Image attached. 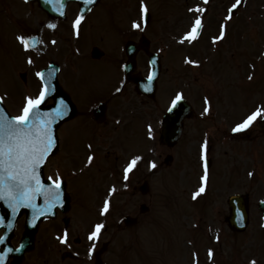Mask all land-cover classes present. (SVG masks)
Listing matches in <instances>:
<instances>
[{
  "label": "rangeland",
  "instance_id": "rangeland-1",
  "mask_svg": "<svg viewBox=\"0 0 264 264\" xmlns=\"http://www.w3.org/2000/svg\"><path fill=\"white\" fill-rule=\"evenodd\" d=\"M142 3V0H125V10L131 12L133 15L137 16L135 4ZM232 0H217L212 2L209 7L210 11L207 15L206 21L207 25L201 35L198 43L195 46L198 48L203 45V39L210 34L208 30V25L212 20L213 14H223L222 10L225 6L228 8L233 4ZM246 5L247 11H243L242 14L249 13L248 9H252L254 12L251 14L259 13V8L264 7V0H247ZM143 3L149 4V0H143ZM151 12L154 14L152 22H158V25L169 26L171 21H173V26L179 25L178 31L174 32L179 38L186 32L190 27V20L199 18L201 14V9L206 7L203 0H150L149 4ZM23 0H0V96L4 97L3 102L7 105L8 101L5 98V93L11 94L13 100H19L17 102L9 103L10 112L16 114L18 112L19 106L22 108L23 100H26L28 92V87H26L25 82L23 83L19 78L20 73L27 72L32 73V70L36 71L42 66V61L55 60L61 64V60L66 59L68 61V66L72 60L69 56L67 58L60 57L61 50L66 49L67 53L70 50L69 31L66 29L57 35H61L62 38L58 36L59 41L55 40L56 43H50L49 36L45 31L44 40L46 41L45 51L46 55L43 59L37 60L34 58V62L25 63L23 61H28V54H22L19 50V45L16 41L18 36L23 34V31L27 28H33V32H41L43 30L42 18L37 15H32L28 21L22 19V11L25 8ZM124 6L120 2L118 6L110 7L109 10L103 15L101 20L102 24L95 26L90 29V35L98 37L99 34H104L100 38L104 42H97L93 45L98 46L102 51H104V62H115L118 61L120 56V51L114 50L110 51L108 47L113 50L117 48L119 41L117 39L115 25L119 21L122 24L128 21V15L123 12ZM226 8V7H225ZM256 8V9H253ZM198 9L200 11H198ZM195 13V15H190L189 11ZM10 13L12 17L13 24L7 23L5 20V15ZM119 12V13H118ZM100 16V15H99ZM94 18V17H93ZM256 16H249L247 23L240 21L238 24L231 25V33L228 35L226 46L230 49L233 41H246L245 44L256 46L257 40H264V22L259 21L256 26L250 24L256 23ZM239 21V20H238ZM17 22L16 25L14 23ZM91 23V22H90ZM96 20L95 24H98ZM110 26L112 29V34L106 26ZM237 26H242L238 31L235 30ZM64 27V26H62ZM177 28V27H176ZM260 28L262 32L256 31ZM124 29V27H120ZM47 31L48 28L45 27ZM216 30V29H215ZM125 32V31H123ZM48 33V32H47ZM120 33V32H118ZM16 34L17 37L13 38ZM7 35V36H5ZM28 35V34H27ZM160 35L156 32L154 38L152 37L153 45L155 48L159 44ZM52 37V36H50ZM176 37V38H177ZM242 38V39H241ZM85 41V40H83ZM165 42L164 38L162 40ZM178 42V39L177 41ZM188 41L184 40L180 46H171L163 53L164 65L167 69L166 77L168 75L176 74L174 71L176 68L173 60L180 61L184 55H191L190 48H188ZM86 43V42H85ZM166 44V43H165ZM192 44V43H191ZM223 44V43H222ZM224 45V44H223ZM222 45V46H223ZM66 46V47H65ZM43 47H37V53L42 51ZM203 49V48H201ZM111 53H115L111 56ZM199 56H202V52ZM38 62V63H35ZM34 63V64H33ZM79 63V62H77ZM76 63V64H77ZM236 59L230 60L228 58L223 59V49L220 50L219 55L212 62L211 67L214 68L219 75L213 73V69H207L206 73L212 75L211 83L205 84V92L213 94L216 98L217 103L223 109V93L220 94V89L217 87L221 85L223 87V71L228 77L232 76L234 68L236 66ZM62 66V64H61ZM141 66V63H139ZM188 67V63L180 62V68ZM63 68V66H62ZM164 68V69H165ZM224 68V70H223ZM14 69V74H13ZM105 69V66H104ZM63 71V70H62ZM196 72H189V70L181 71L179 78L174 79L170 85L167 86L165 74L159 79L160 88L159 91L165 93L169 90V87L173 84L180 85V91L187 95L188 98L192 99L196 92L195 85L199 86L200 83L196 80ZM83 81L80 86L85 85L86 77L82 72ZM195 78V84L192 83L189 77ZM117 78V76H116ZM165 78V80H164ZM60 83L63 82L65 85V79L62 75L59 78ZM99 81L92 79L89 84L91 89H95L94 86L98 84ZM115 83V82H114ZM231 88L229 89L232 102L235 98L244 93L243 98H239L236 106L234 104L232 107L225 109L226 113L230 112V117L227 120V125L234 123L239 120L242 115L250 111L256 101H258L262 94L261 91L248 90L243 91V88L237 91L238 86L234 80H230ZM129 90L130 88H125ZM248 89V88H247ZM25 91V92H24ZM242 91L240 94L239 92ZM36 90L32 93L31 97L35 94ZM172 92V90H170ZM22 93V94H21ZM24 94H26L24 98ZM239 94V95H238ZM172 96V95H171ZM244 99L248 105L243 104ZM155 104L145 101L144 105L140 104V99L134 95L131 91V95L128 97L123 93L117 95L115 100L111 103L108 112V116L105 118V125L102 123L95 122L89 130L83 131L77 135L78 139L76 142L77 147H73V152L76 154V158L79 162V169L83 166L82 159L83 155V143L86 141L90 142L94 149V157L96 161L94 162V167L89 170L87 175L89 179L96 180V188L93 190V195L96 200L94 202L90 201L86 191L93 189L94 184L91 180L87 182L85 180L82 183L84 191L80 190V186L77 185V181L69 184V187L74 186L71 189L70 196L72 197L73 203L69 207V212L65 216V220L60 222L58 219L54 224L58 227H66L71 238H83L85 233L90 230V225L94 222L100 220H94L99 211L100 206L99 199L103 198L106 193V185L110 180L116 182V190L119 191L113 202L116 205L114 210V217H117L120 213L129 211L134 215H138L137 206L140 203H148L151 207V212L145 215H138L139 225L137 227H124L122 224L119 227L114 226V221L112 219H105L106 222H101L98 224H103L107 226L106 232L101 236L102 243H109L108 253L111 257H116L115 261L120 264H125L129 257V253H132L134 258H142L140 260L141 264H210L208 250L212 246L215 250L219 249V255L215 256L216 264H251L252 260L256 261V264H264V227L260 225L259 222V211L257 209V200L264 198V172L259 171L257 168L253 175L252 166L257 162L258 154L263 155L264 150L254 151V146L256 142L264 144V137L259 136L258 139L254 137L252 132L242 138L240 136L229 137V135L223 139V144L215 143V151H213L211 157L214 159L215 166L210 172L209 186L206 191L196 198H193V183L196 185L197 180V167L195 166V142L194 136L190 133L193 130L194 120L193 116H190L187 121H185V126L187 127L184 139L181 141L180 145L175 149L164 151L163 155L170 153L176 155L178 154L179 159L166 167L164 165V157L161 160L160 170L157 175H149V182H151L150 192L144 197L135 194L132 196L131 192L122 191L118 183L120 170H116L113 174L117 175L108 179L107 172L109 169H114V166H119L120 163L125 159L127 152L130 149V153L134 152L137 144L139 143V128L138 126L143 125L146 117L144 112H150L154 110ZM238 114L235 118L234 115ZM120 118L119 124L116 126L113 120L116 121ZM85 122H90L89 120L82 119ZM62 130V129H61ZM126 130V134L121 136L120 131ZM254 130V129H253ZM99 137H97V135ZM126 141L125 146L119 145L120 142ZM143 146L144 143L142 142ZM82 152V153H81ZM258 153V154H257ZM64 156L63 153H57L49 162V168L62 169V165H57ZM94 160V159H93ZM263 165V160L261 161ZM78 164V163H77ZM76 164V165H77ZM113 165V167L111 166ZM122 165V164H121ZM120 165V166H121ZM264 170V169H263ZM180 171H182L183 178L180 177ZM223 171L226 175H223ZM258 171V172H256ZM51 172V171H50ZM196 172V175H195ZM143 176V175H142ZM140 176L134 175L131 180V184L135 183ZM197 192V190H195ZM233 193L246 194L249 197V207H250V224L247 228L245 234H234L230 232L225 223L224 218L227 215L226 209V199L229 195ZM131 202L130 204H126ZM81 203V204H78ZM87 208H83V207ZM208 209L202 212L204 209ZM92 216L91 219L88 217ZM223 219V222H222ZM48 231V225H43L39 229V232L45 233ZM93 231V230H90ZM182 233V234H181ZM180 234V235H179ZM187 240H192L194 243V251L191 253L189 247L183 246L182 243ZM220 246L215 247V243ZM178 241V251L175 249L173 244ZM99 244V245H100ZM217 244V245H218ZM184 248V249H183ZM127 249H131L127 251ZM192 256L194 257V262L191 261ZM226 259V261H225ZM139 262V261H138ZM192 262V263H191Z\"/></svg>",
  "mask_w": 264,
  "mask_h": 264
},
{
  "label": "snow or ice",
  "instance_id": "snow-or-ice-1",
  "mask_svg": "<svg viewBox=\"0 0 264 264\" xmlns=\"http://www.w3.org/2000/svg\"><path fill=\"white\" fill-rule=\"evenodd\" d=\"M52 2V0H49ZM88 3H93L94 0H86ZM207 4L208 0H204ZM241 4V0H236V3L232 5L229 9L231 13L234 9H237L238 5ZM142 13H148L149 9L147 5L141 3ZM198 11H200L198 9ZM83 17L77 18L74 22V27L77 28V35L79 34L78 29ZM227 19H232L229 15ZM134 28H141L140 23L134 22L132 25ZM203 23L200 18H197L194 22L191 31L186 33V35L181 39V43L184 40L189 42L198 39L201 30L203 29ZM49 27L55 28L56 25L50 24ZM226 26L221 25L220 35L213 38V43L217 40H221L226 35ZM17 39L21 41L25 49L29 47V40L23 36H18ZM30 39L35 40V37ZM52 43H56L55 40ZM29 63L33 61L29 59ZM188 63L197 64L196 61H186ZM37 76L43 80V74L37 73ZM149 80L153 77L149 76ZM249 79H252L250 76ZM50 86L45 84L40 91L39 97L33 99L32 97H26V103L23 107L21 114L12 116L6 109L0 108V201H6L12 211L15 213L19 208L27 207L35 209L37 205L35 203L37 197H43L44 202L47 205V209H40L39 214L45 215L48 211L59 202L61 198V184L59 182L54 183V191L52 187H46L40 180L39 168L46 161V158L50 155L53 150L56 137L53 135L52 125L56 118H62L67 109H55V117H52L50 112H45L41 110V104L45 101ZM119 91V89H118ZM4 97L0 96V101H3ZM182 99L181 94H177L175 99L172 101L169 111L176 108L178 102ZM207 103V98H206ZM208 108H205V112ZM260 109L257 112L249 116L247 120L243 123L238 124L233 131H241L248 127L250 123L255 119L257 115L260 114ZM151 131V129H149ZM91 147V145H89ZM203 148L206 151L207 145L205 144ZM140 157H134L128 166L125 168V179L128 178L127 174L135 167L137 161ZM93 160L92 156L88 157V162L91 163ZM152 168L157 167L155 163L151 164ZM253 175V173H249ZM207 172L202 180H207ZM52 177H49L51 180ZM204 187L201 186L199 190L194 193L193 198L199 196L204 192ZM115 191V189H113ZM264 203V201H262ZM109 210V203L105 201L102 214L107 213ZM0 224H3V218H0ZM9 227H11L9 225ZM104 227L103 224H97L95 230L89 235V240H96L99 238L100 231ZM68 232H65L62 237H58L62 244L68 241ZM4 242V238L0 237V243ZM95 248V244H93ZM13 249L9 248L7 253L12 252ZM15 251H20V249H15ZM91 252V249H90ZM7 253H0V264H4ZM209 256H212V251L209 250ZM251 264H256L255 260L251 261Z\"/></svg>",
  "mask_w": 264,
  "mask_h": 264
},
{
  "label": "flooded vegetation",
  "instance_id": "flooded-vegetation-1",
  "mask_svg": "<svg viewBox=\"0 0 264 264\" xmlns=\"http://www.w3.org/2000/svg\"><path fill=\"white\" fill-rule=\"evenodd\" d=\"M114 99V95H112V97H109L108 99H107V104L105 105V103L103 104V103H101V102H98V99H97V97H96V95H92L91 96V98L88 100L87 99V101H85L84 103H81V106L82 107H87V106H89V107H91L92 106V104H96V106H98V108H94V107H92V108H90V110H88L87 111V117H92V119H93V121L95 122H98V121H100V123H102L103 125H105V116H106V111H107V105L111 102V100H113ZM163 111L162 110H160V109H158L157 111H156V116L155 117H157V120H155V119H152L151 120V124L152 125H154L155 124V127H154V129L156 130V134L158 135V133H159V127H160V125H161V118H162V116H163ZM160 115V119H158V116ZM78 116H80V118H82V117H84L85 115L84 114H82V112H78V115H77V117ZM152 118H154L153 116H152ZM98 120V121H97ZM118 122V120H116V121H114L113 120V123H114V125L116 126L117 124H119V123H117ZM147 127H148V125H147ZM79 130L82 132V127H80L79 128ZM153 130V129H152ZM146 130L145 129H143L142 130V133H144ZM72 131L71 130H67L66 132H65V138L66 139H69V138H71L72 137ZM120 134H121V136H123L124 135V130L122 131H120ZM97 135V134H96ZM97 137H99L98 135H97ZM159 138H160V136H159ZM137 140H139L140 142H141V140H142V138H139L138 137V139ZM160 140H161V138H160ZM130 154V153H129ZM132 156V154H130V157ZM147 172H150V169H145V170H143V171H137L136 170V168L134 167V169H133V173H134V175H139V176H142L143 174H145V173H147ZM154 172H156V171H152L151 172V174L152 173H154ZM66 255V252H63L62 254H61V257H63V256H65ZM76 259H78V258H76ZM75 259V260H76Z\"/></svg>",
  "mask_w": 264,
  "mask_h": 264
},
{
  "label": "water",
  "instance_id": "water-1",
  "mask_svg": "<svg viewBox=\"0 0 264 264\" xmlns=\"http://www.w3.org/2000/svg\"><path fill=\"white\" fill-rule=\"evenodd\" d=\"M43 7H45V8H47L46 7V5H44L43 4ZM41 168H42V165H41V167L39 168V176H40V171H41ZM45 185V184H44ZM47 187V186H46ZM54 191V190H53ZM234 205H236V208L235 209H238V214L240 215V214H243V215H245V210H244V208L243 207H241L240 205H239V202H240V200H235V201H231ZM35 203L36 204H40V205H44V198L41 196V197H37V199H36V201H35ZM23 210V209H26L27 211H30L32 208H27V207H21V208H19L15 213L12 211V209L9 207V205H8V203L6 202V201H0V218H3V224H0V226L1 225H3L9 232L12 230V226H13V223H14V221L16 220V218H17V215H18V213H19V211L20 210ZM235 209H234V211L232 212V214L234 215V216H237V214L235 213ZM3 212H5V215H2V213ZM48 214V213H47ZM46 214V215H47ZM30 216L32 217L33 215H31L30 214ZM29 216V220H30V217ZM41 215H38L36 218H34V220H33V222L32 223H35V221L40 217ZM9 225L11 226V227H9ZM28 228V231L29 232H31V231H33V229H34V224H32V225H29V227H27ZM238 229H243V226H239V228Z\"/></svg>",
  "mask_w": 264,
  "mask_h": 264
}]
</instances>
